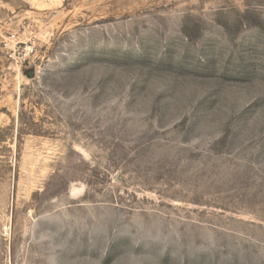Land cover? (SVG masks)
Here are the masks:
<instances>
[{
    "label": "rangeland",
    "instance_id": "374dc122",
    "mask_svg": "<svg viewBox=\"0 0 264 264\" xmlns=\"http://www.w3.org/2000/svg\"><path fill=\"white\" fill-rule=\"evenodd\" d=\"M0 264H264V0H0Z\"/></svg>",
    "mask_w": 264,
    "mask_h": 264
}]
</instances>
